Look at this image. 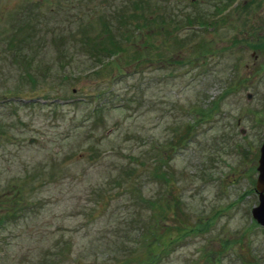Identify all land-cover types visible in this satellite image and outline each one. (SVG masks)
<instances>
[{"label":"rangeland","instance_id":"374dc122","mask_svg":"<svg viewBox=\"0 0 264 264\" xmlns=\"http://www.w3.org/2000/svg\"><path fill=\"white\" fill-rule=\"evenodd\" d=\"M263 135L264 0H0V264H264Z\"/></svg>","mask_w":264,"mask_h":264},{"label":"water","instance_id":"95a60500","mask_svg":"<svg viewBox=\"0 0 264 264\" xmlns=\"http://www.w3.org/2000/svg\"><path fill=\"white\" fill-rule=\"evenodd\" d=\"M247 97V96H246ZM258 156H256V176L254 177L253 191L257 194L256 202L254 206L249 208V214L251 215L255 224L264 225V135L257 147Z\"/></svg>","mask_w":264,"mask_h":264},{"label":"trees","instance_id":"16d2710c","mask_svg":"<svg viewBox=\"0 0 264 264\" xmlns=\"http://www.w3.org/2000/svg\"><path fill=\"white\" fill-rule=\"evenodd\" d=\"M106 51L111 52V50H106Z\"/></svg>","mask_w":264,"mask_h":264}]
</instances>
